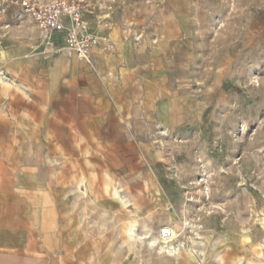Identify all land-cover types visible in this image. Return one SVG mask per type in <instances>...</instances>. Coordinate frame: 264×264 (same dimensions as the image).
<instances>
[{"label":"rangeland","instance_id":"rangeland-1","mask_svg":"<svg viewBox=\"0 0 264 264\" xmlns=\"http://www.w3.org/2000/svg\"><path fill=\"white\" fill-rule=\"evenodd\" d=\"M85 1L136 45L157 48L167 24V67L179 82L155 124L178 130L151 134L150 152L141 150L155 162L141 166L148 178L127 181L121 169L131 165H97L93 150L53 148L50 126L21 108L19 80L0 79V238L51 264H264V0ZM25 18L11 10L1 36L27 32L35 46L36 26ZM69 155L75 165L57 163ZM29 174L41 188L20 184ZM137 183L143 189L133 196ZM134 224L156 236L171 226L185 248L158 253L129 238Z\"/></svg>","mask_w":264,"mask_h":264},{"label":"crops","instance_id":"crops-1","mask_svg":"<svg viewBox=\"0 0 264 264\" xmlns=\"http://www.w3.org/2000/svg\"><path fill=\"white\" fill-rule=\"evenodd\" d=\"M90 22L91 32L108 39L112 45L110 51L103 52L100 47L104 41H99L90 63L78 60L74 52L44 56L36 28L33 31L37 44L32 46L27 43V32L17 36L15 30H10L2 37L4 30L0 26V68L3 69L0 79L19 80L24 88L19 95L21 108L34 110L35 124L50 126L53 148H64L69 153L77 148L93 150L95 164L131 165L121 169L127 172V181H143L149 173L141 166L155 163L149 154H141V150L150 152L154 144L151 134L162 132L163 126L168 132L178 130L165 124L157 128L155 124L160 111L167 115L170 107L167 93L174 97L179 82L167 67V24L159 30V46L152 49L147 40L136 45L110 20L106 21L107 27L104 20L94 17ZM54 40H58L56 35ZM45 110H48L46 119ZM124 149L132 150L131 155L119 151ZM105 150H113L114 155ZM124 157H131V161H124ZM76 159L69 155L66 159L58 158L57 163L75 165ZM67 171L70 190L73 181L70 169ZM62 177L58 175V185L65 181ZM39 182L34 174L20 177V184L31 190L41 188ZM134 188L133 196H140L143 185L137 183ZM0 264H51V261L44 254L25 250L16 241L0 238Z\"/></svg>","mask_w":264,"mask_h":264},{"label":"built area","instance_id":"built-area-1","mask_svg":"<svg viewBox=\"0 0 264 264\" xmlns=\"http://www.w3.org/2000/svg\"><path fill=\"white\" fill-rule=\"evenodd\" d=\"M11 10L29 19L37 28L42 52L57 55L74 52L78 60L90 63L93 51L104 41L101 51L108 52L112 45L90 30V18L98 19L85 0H0V21H4ZM107 27V20H104ZM54 35L58 40H54ZM63 41V43L61 42ZM179 234L171 226H163L158 237L168 255L179 253L184 243L177 240Z\"/></svg>","mask_w":264,"mask_h":264},{"label":"bare ground","instance_id":"bare-ground-1","mask_svg":"<svg viewBox=\"0 0 264 264\" xmlns=\"http://www.w3.org/2000/svg\"><path fill=\"white\" fill-rule=\"evenodd\" d=\"M0 76L3 77L2 74H0ZM113 194L119 201L123 202L124 198L119 193L118 189L114 190ZM127 233H128V236H129L130 239L138 240V241H145L148 246L156 248L158 253L165 252L164 246L161 243V241L159 240L158 235L156 236V235H154V234H152L150 232H144V233L140 234V233H138V230H137L135 224L130 226V228L128 229ZM172 256H174V257L177 256V253L176 254H172Z\"/></svg>","mask_w":264,"mask_h":264}]
</instances>
